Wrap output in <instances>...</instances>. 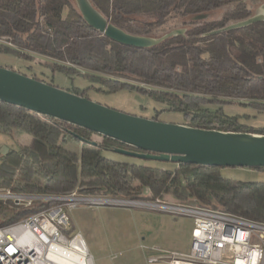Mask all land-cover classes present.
<instances>
[{"label": "trees", "instance_id": "obj_1", "mask_svg": "<svg viewBox=\"0 0 264 264\" xmlns=\"http://www.w3.org/2000/svg\"><path fill=\"white\" fill-rule=\"evenodd\" d=\"M90 2L109 24L128 34L152 38L150 31L172 14L178 16L182 33L154 47L133 48L91 29L69 0H0V38L13 47L0 44V52L25 61H32V54L50 59L47 66L53 72L91 82L85 89H66L84 98L91 88L104 93L137 91L162 103V112L179 113L182 122L176 124L264 135V128L241 122L251 117L247 113L225 111L234 105L264 115V21L221 31L250 18L257 0ZM217 12L220 18L214 16ZM135 22L140 24L137 30L132 28ZM14 132L30 139L16 142L0 156V190L140 201L170 195L184 205L264 224V182L234 181L223 177L219 167L174 164L173 169H161L112 161L103 151H141L0 103V134L11 137ZM92 136L99 140L94 142ZM47 207H15L0 200V227Z\"/></svg>", "mask_w": 264, "mask_h": 264}, {"label": "water", "instance_id": "obj_2", "mask_svg": "<svg viewBox=\"0 0 264 264\" xmlns=\"http://www.w3.org/2000/svg\"><path fill=\"white\" fill-rule=\"evenodd\" d=\"M74 4L91 29L128 47H154L182 33L175 30L159 38L134 36L109 24L90 0H74ZM257 21H264V0L250 18L221 31ZM0 103L24 108L141 151L112 149L126 157L219 168H264V135L203 130L138 117L4 67H0Z\"/></svg>", "mask_w": 264, "mask_h": 264}, {"label": "rangeland", "instance_id": "obj_3", "mask_svg": "<svg viewBox=\"0 0 264 264\" xmlns=\"http://www.w3.org/2000/svg\"><path fill=\"white\" fill-rule=\"evenodd\" d=\"M69 1L75 5L74 0ZM257 1L258 4L252 10L253 14L259 5V0ZM66 12L67 10L65 9L63 14H66ZM219 14L217 12L214 16L220 18ZM139 27L140 24L137 22L132 24V28L135 30ZM181 28L182 26L178 20V16L172 14L166 19L163 25L153 28L150 33L152 38H159L164 34L180 30ZM0 44L13 48L7 43L5 38H0ZM32 56V61H25L11 54L0 52V67H10V70L25 74L28 77H35L43 81H52L53 86L65 90L70 89L72 85L79 89H85L92 85L90 81L81 77L74 75L69 77L61 72H53L47 66L48 63L52 62L50 59L36 54H32ZM78 71L86 73L81 69ZM87 97L101 105L138 117L147 119L156 117L158 121L165 123L176 124L182 122L179 113L162 112L164 109L162 103L137 91L118 89L114 92L104 93L91 88L87 91ZM225 111L228 114L237 115L247 113L251 117H243L241 119L242 123L252 128H264V115H256L246 108L234 105L227 106ZM29 139L30 137L28 135L19 132H14L11 137L0 134V156L10 147H14L16 142L19 141L21 143L23 141H29ZM91 139L94 142L99 140L96 136H92ZM102 154L107 159L116 162H130L161 169L174 168V163L171 162L141 160L126 157L111 151H103ZM220 173L223 177L234 181L264 182V171L247 168H221ZM158 200L181 204L170 195H165ZM5 202H10L14 205L12 201L5 200ZM52 204L55 203H49L50 206ZM68 215V224L64 227V230H61L64 236L65 234L69 237L76 234L81 235L91 264H148L145 256L150 248L178 251L184 249L183 247L187 244L188 240L183 235V232L188 227V222L185 221L188 220L186 219L187 217H175L164 213L120 205H93L85 203L78 204V206L68 212Z\"/></svg>", "mask_w": 264, "mask_h": 264}, {"label": "built area", "instance_id": "obj_4", "mask_svg": "<svg viewBox=\"0 0 264 264\" xmlns=\"http://www.w3.org/2000/svg\"><path fill=\"white\" fill-rule=\"evenodd\" d=\"M0 200L28 208L34 204L48 207L15 224L0 227V264H52V241L70 237L62 230L68 212L78 204L117 205L161 212L191 219L193 232L187 253L150 248L148 264H264V224L234 215L161 200L140 201L83 197L73 192L65 196L11 194L0 190ZM52 206L49 205V203ZM62 229V230H61Z\"/></svg>", "mask_w": 264, "mask_h": 264}, {"label": "bare ground", "instance_id": "obj_5", "mask_svg": "<svg viewBox=\"0 0 264 264\" xmlns=\"http://www.w3.org/2000/svg\"><path fill=\"white\" fill-rule=\"evenodd\" d=\"M70 240V246H67V243L63 244V241H65L63 238H61L58 242L52 241L51 247L53 250L49 256L52 264H91V260L87 254V250L81 236L76 234L71 236Z\"/></svg>", "mask_w": 264, "mask_h": 264}, {"label": "crops", "instance_id": "obj_6", "mask_svg": "<svg viewBox=\"0 0 264 264\" xmlns=\"http://www.w3.org/2000/svg\"><path fill=\"white\" fill-rule=\"evenodd\" d=\"M261 3V0H259V4ZM6 68H10V67H6ZM186 219H188V220H185V221H187L188 222V227H187V229L183 232V235L184 236H186L187 237V244H188V242H189V244L187 245V244H185L184 245V249H180V250H175L176 252H181V253H187L188 251H189V249H190V245H191V239H192V232H193V226H192V221H191V219H189V218H186ZM81 236V235H80ZM82 238V237H81ZM174 251V250H173ZM146 256H147V253H146ZM145 256V257H146ZM158 264H164V263H158Z\"/></svg>", "mask_w": 264, "mask_h": 264}]
</instances>
